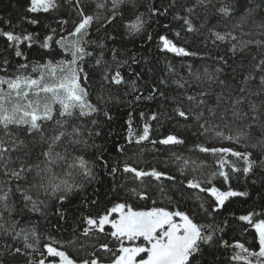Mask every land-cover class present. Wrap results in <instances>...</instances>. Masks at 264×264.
<instances>
[{"label":"snow or ice","instance_id":"snow-or-ice-1","mask_svg":"<svg viewBox=\"0 0 264 264\" xmlns=\"http://www.w3.org/2000/svg\"><path fill=\"white\" fill-rule=\"evenodd\" d=\"M138 2L110 0L108 15H103L99 10H107L109 0H96L95 9L87 0H28L27 13L50 14L67 4L75 16L71 29L64 28L69 20L60 19L59 31L50 28L43 36L17 32L10 21H0L10 25L9 30L0 29V37L5 38L15 57L24 61L13 65L5 59L0 63V176L5 178L0 183V239L4 241L0 264H16L21 257L24 264H203L208 248L239 249L229 257L231 261L264 264V208L257 211L254 207L239 216L233 213L232 220L241 222L236 227L228 218L219 223L216 220L232 198L249 197L247 190L233 187L234 178L256 176L264 187V0H160L148 7V19L138 11ZM128 4L132 8L125 11L131 15L125 16L120 9ZM118 15L121 27L130 36L143 32L149 19L171 16L174 26L164 24L165 33L173 32L176 38L181 37V32L197 33L204 36V43L211 41L214 47L224 46L225 55L216 57L221 65L236 57L246 61V66L240 67L242 77L235 87L219 78L224 71L222 66L212 73L205 69L203 76L192 72L189 66L190 80L172 81L179 89L197 82L198 90L192 94L184 91L171 98L175 104L174 117L195 121L196 130L205 137V142L195 144L192 150L216 158L215 167L205 171L209 167L205 161L173 153L181 161L178 169L181 174L199 173L186 178V184L178 188L180 199L193 203L187 211L156 206L157 201L152 199L158 193L168 205L177 202L176 193L164 184L169 181L175 188L174 175L156 167L148 170L139 167V159L126 156L125 145L113 146L124 159L110 163L104 158V149L95 143V138L103 134L101 120L106 124L112 119L108 101L117 99L110 92L104 95L103 90L127 85L132 93L140 92L137 80L141 74L136 73V79L128 81L121 72L124 65L130 67L129 61L138 63L135 57L121 61L120 50L112 48L109 62L104 56L106 45L89 36L94 23L111 24ZM23 19L32 25L41 22L39 18ZM152 38L150 34L147 37ZM158 40L163 51L181 57L197 55L167 34H160ZM36 44L45 51H37L39 59L33 61L24 46L31 49ZM90 45L95 46L91 51ZM56 46L58 51H52ZM45 56L50 58L45 60ZM86 58L100 69L102 91L95 102L84 83L91 78L85 70ZM167 71L174 73L175 68L169 63ZM205 81L216 83L220 92L203 87ZM167 83V79L160 78L158 84L151 86L149 95L137 94L131 103L153 100L156 96L169 99L166 92L160 91V85ZM213 95L214 102L210 103ZM140 116L145 122L137 133L129 113L127 145H140L144 141L166 146L186 144L179 133L150 140L151 122L158 120L159 113L141 112ZM225 131L229 134L225 135ZM212 140L232 144L217 147L208 143ZM235 145H242L244 150H237ZM89 149L95 150L91 153L93 159L88 158ZM231 157L242 161L243 167H238ZM100 163L114 181L111 206L78 217L70 239H58L47 230L41 231L31 214L47 220L49 202L54 201L59 205L56 215L65 220L64 202H71L73 196L98 179ZM133 197L151 200L153 206L134 207V202H129ZM84 204L95 206L99 201L87 200ZM106 226L111 231L106 232ZM51 227L55 232L60 227L59 221ZM237 230L240 237L232 235L225 239L229 232ZM94 233L110 237L118 247H111L109 242L98 247L81 242L77 253L93 248L88 258L70 255L68 249L80 237Z\"/></svg>","mask_w":264,"mask_h":264},{"label":"trees","instance_id":"trees-1","mask_svg":"<svg viewBox=\"0 0 264 264\" xmlns=\"http://www.w3.org/2000/svg\"><path fill=\"white\" fill-rule=\"evenodd\" d=\"M91 4V7L95 9L96 0H87ZM160 0H139L138 11L145 13V19H148V7L152 3H159ZM28 0H0V21H10V25L15 31L20 32H34L39 33L41 36L48 34L50 28H58V21L60 19H67L69 23L64 25L65 30L71 29L72 21L75 16L72 14L70 8L67 4L61 7L59 11H54L50 14H34L27 13ZM125 8H132L131 4L126 6L122 5L120 11L124 13L125 16L131 15V13L125 11ZM108 10H110V0L108 3V9H100L99 11L103 15H108ZM25 16L28 19L39 18L41 22L37 25H32L27 19H23ZM260 19V16H257ZM169 24L170 27L174 26V22L171 20V16L167 19L163 17H156L154 19H149L148 24L145 26V30L137 35L130 36L121 27L120 16L118 15L115 22L111 24H101L100 22L94 23L93 27L89 30L90 39L102 42L106 45L104 56L109 62L112 59L111 52L112 48L120 50V56L118 57L121 61L129 60V57H135L138 61L136 64L124 65L121 69L122 75L125 79L131 81L136 79L135 74L140 73L141 77L137 80V86L140 89L139 93H132L129 86H112L110 89L105 88L103 94L107 95L109 92L112 96L117 97V99L108 101L109 113L112 117L110 123H101L102 135L95 138V143L104 149V158L110 163L118 159H124L114 150L113 146L125 145L127 152L126 156L131 157L132 160L139 159L141 163L139 167L145 170L156 167L158 170L167 171L170 175L176 177V187L171 186V182L164 181V184L171 189L172 192L176 193V203L168 205L166 200L159 197L158 193H155L152 199L157 201L156 206L159 207H169V210H179L187 211L193 207V203L188 200H181L178 188L180 185L186 184V178L191 179L193 175H198L199 173H192L187 171L184 174L178 170L181 166V161H177L173 153L183 158H190L196 160L197 162L205 161L209 166L205 171L212 170L214 165L215 157L210 154L200 153L199 151L192 150L193 146L198 143L205 142V137L200 136L195 127V121L189 120L185 122L182 118H175L173 109L175 104H173L171 98L182 95L184 91H188L192 94L193 91L198 90L197 82L193 81L189 88L179 89L177 85L172 83L173 80L183 78L184 80H190L189 66H191L192 72H197L203 76L205 69L209 73H212L215 68L222 66L224 71L220 74V79L226 80L230 85L236 86L237 82L241 79L242 73L240 71L241 65L246 66V61L241 60V58H230L229 64L221 65L216 57L217 55H225V47H214L211 41L204 43V36L197 33H185L181 32V37H174L173 32L165 33L163 25ZM10 25L8 23H0V29L9 30ZM178 30V29H177ZM153 38L148 40V35ZM160 34H167L169 38L175 40L179 46L185 47L188 51L197 53L194 56L181 57L174 53L166 52L161 50L159 45L158 36ZM108 37H114V39H109ZM58 38V37H57ZM94 45L89 46V50L94 49ZM24 50L30 53L29 58L33 61L39 59L36 54L37 51L43 52L45 50L39 49V45H33L31 49L24 46ZM52 51H58V46L54 47ZM255 51V49H253ZM210 54V55H209ZM50 57L45 56V60ZM57 59L60 57L57 56ZM227 58V57H226ZM9 60L13 65L16 63H23V58L15 57L14 52L7 48V42L5 38L0 37V63L3 60ZM88 61L85 65V70L90 74V80L85 81V85L89 88L91 92V99L93 102L96 101L97 95L101 94L100 88V69L94 65V62L90 58H86ZM43 62V61H41ZM171 64L175 68L174 73H169L167 71V65ZM151 69V71H149ZM160 78H165L168 80L166 85H160V91L166 92L169 99L165 100L159 96H156L153 100H141L135 103L133 101L134 96L137 94H142L144 96L149 95L151 92V86L158 84ZM206 89L213 93L220 92V87L213 82L205 81L203 85ZM127 93V95H126ZM214 102V95L212 101ZM143 112L146 115H151L152 112L159 113L158 120L152 121V132L150 135V140H160L170 133L182 134V138L186 140L185 145H153L150 141H144L140 145L132 144L127 145L125 137L127 135V127L129 120V113H131L132 127L135 132L139 133L142 130V126L145 122L141 118L140 113ZM170 117H172L170 119ZM179 119V123L177 122ZM229 133L225 131V135ZM209 144H214L217 147L220 146H230L232 142L227 140H212L208 141ZM237 150H244L242 145H235ZM142 150V151H141ZM89 157L93 159L91 153L94 149H89ZM232 161L237 164L238 167H243L242 161H236L235 157H231ZM130 160L129 162H132ZM97 175L98 179L93 181L92 184L86 186V188L79 193V195L73 196L71 202H64L63 209L66 214L65 220H59L56 215L58 203L50 201L48 205V219L44 220L39 217V214H31L33 219L39 222L40 230H47L54 235H57L58 239L67 240L70 239L71 229L76 227V219L81 215L95 214L96 212H102L105 207H110L109 201L111 197V186L114 183L113 178L108 176L107 171L103 169V164L97 165ZM4 177L0 176V183H3ZM255 181V183H253ZM155 184V181H149ZM233 187L238 191L247 190L249 192V197H238L232 198L230 203L216 216V220L219 223L225 218L232 220V214L235 213L236 216L244 214L246 210H251L255 207L257 211L264 208V187L261 186V182L258 177L249 175L245 177L243 175L239 176V179H233ZM87 200H98L99 204L95 206H87L84 201ZM129 202H134V207L145 208L151 207L152 201L136 200L133 197ZM186 205V206H185ZM59 221L60 227L53 232L52 225H56ZM205 222V221H201ZM233 226L236 227L239 223L238 221L232 220ZM106 232L111 231L110 226H106ZM236 235L241 236L239 230L232 233L229 232V236ZM249 242H251V236L248 237ZM85 243L86 245H98L100 243L109 242L110 246L113 248L118 247L116 241L112 240L103 234H92L90 237H80L76 245L68 249L70 255L74 258L79 255L83 258H88V253L93 251L92 247H87L85 251L77 253V248L79 243ZM4 247V241L0 239V249ZM239 249H216L213 251L212 248H208L205 251L203 257V264H245L244 261L234 262L229 259V257L235 252H239ZM16 264H24V258H19Z\"/></svg>","mask_w":264,"mask_h":264},{"label":"rangeland","instance_id":"rangeland-1","mask_svg":"<svg viewBox=\"0 0 264 264\" xmlns=\"http://www.w3.org/2000/svg\"><path fill=\"white\" fill-rule=\"evenodd\" d=\"M258 250V249H257Z\"/></svg>","mask_w":264,"mask_h":264}]
</instances>
